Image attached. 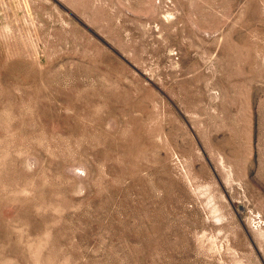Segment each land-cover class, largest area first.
<instances>
[{
    "label": "rangeland",
    "instance_id": "374dc122",
    "mask_svg": "<svg viewBox=\"0 0 264 264\" xmlns=\"http://www.w3.org/2000/svg\"><path fill=\"white\" fill-rule=\"evenodd\" d=\"M0 264H264V0H0Z\"/></svg>",
    "mask_w": 264,
    "mask_h": 264
}]
</instances>
